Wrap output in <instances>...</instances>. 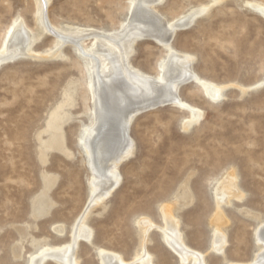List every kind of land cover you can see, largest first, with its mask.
Segmentation results:
<instances>
[{
  "label": "rangeland",
  "instance_id": "obj_1",
  "mask_svg": "<svg viewBox=\"0 0 264 264\" xmlns=\"http://www.w3.org/2000/svg\"><path fill=\"white\" fill-rule=\"evenodd\" d=\"M131 2L50 0L45 12L61 28L117 31L130 16ZM249 2L264 6V0L157 4L159 14L172 21L207 8L191 25L176 30L171 45L189 54L194 71L223 92L213 99L190 79L179 95L201 113L197 119L174 103L136 115L129 125L134 149L119 166L121 182L88 215L93 241L79 242L83 264H101L99 249L140 264L133 260L143 219L155 225L145 247L156 262L183 264L161 228L162 208L172 206L185 188L190 195L173 204L174 212L187 243L203 251L208 264L251 262L259 252L255 233L264 222V11ZM37 16V0H0V48L16 20L35 36L32 51L0 64V264H30L44 243H69L92 190L83 144L93 117L88 60L71 43L57 46L55 34L43 29ZM59 47L61 54L54 55ZM131 51L132 64L151 74L161 71L167 56V48L150 37L136 39ZM68 95L72 103L65 107L64 134L71 153L52 149L43 160L39 136L47 139L48 118ZM44 174L56 179L43 198L49 199L48 211L35 217L33 202L42 200ZM226 178L236 180L243 198L231 196L220 208L216 190ZM217 213L226 217L224 253L211 249ZM44 264L60 263L50 258Z\"/></svg>",
  "mask_w": 264,
  "mask_h": 264
},
{
  "label": "bare ground",
  "instance_id": "obj_2",
  "mask_svg": "<svg viewBox=\"0 0 264 264\" xmlns=\"http://www.w3.org/2000/svg\"><path fill=\"white\" fill-rule=\"evenodd\" d=\"M49 1L37 0V19L41 26L55 34L57 46L71 43L77 52L88 60L93 117L90 127H86L83 144L86 147L88 165L92 170V190L84 211L73 227L71 241L54 246L44 243L40 252L32 257L30 264H44L50 258L60 264H83L77 253L79 242L83 239L88 242L93 241V229L87 222L88 215L93 207L103 203L119 186L121 182L119 166L133 152L134 140L129 135V125L132 120L137 114L166 103H174L188 109L193 118L197 119L201 113L179 95L180 86L194 79L213 99H218L222 95L223 88L201 77L193 69L192 57L171 45L176 30L191 25L199 14L207 10L206 7L172 21L166 20L159 14L157 4L160 0H132L130 16L121 29L96 31L76 27L65 29L53 25L45 12ZM249 4L264 11V6L259 3L249 2ZM141 37L154 38L167 48V56L158 74L143 71L133 65L129 59L134 42ZM34 38V34L30 32L27 25L16 20L0 48V64L32 51ZM88 40L91 42L87 43ZM61 49L59 47L54 51V55H60ZM69 98L68 95L58 108L51 112L44 130L48 132L47 139L39 136L43 160H46L47 152L52 149L66 154L71 153L65 144L64 134L67 117L65 107L72 103ZM55 179V176L51 174H44L45 186L41 195L42 200H38V203L33 202L35 217L48 211L49 199L47 198L46 201L43 198H46ZM235 181V179L226 178L217 187L216 196L219 207L220 203L231 196L243 198V193L237 188L238 183L236 184ZM188 192L185 188L176 196L173 204L176 205V202L186 198ZM173 204L162 208L165 224L161 231L164 240L183 264H208L206 254L201 250L193 249L187 243ZM224 218L226 217L222 214L215 216L214 221L217 227H213L215 230L212 234L211 249L220 253H224L228 243L226 230L222 227ZM139 226L142 239L133 261L140 264H158L155 256L145 247L149 240V232L155 225L152 221L143 219L139 222ZM255 237L259 252L253 260L229 264H264V222L257 227ZM98 254L101 264H131L132 262L126 261L121 253L106 249H99Z\"/></svg>",
  "mask_w": 264,
  "mask_h": 264
}]
</instances>
